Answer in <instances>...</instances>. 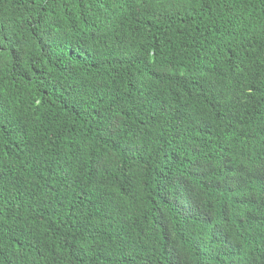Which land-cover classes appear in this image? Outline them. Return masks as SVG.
Wrapping results in <instances>:
<instances>
[{
    "label": "trees",
    "instance_id": "obj_1",
    "mask_svg": "<svg viewBox=\"0 0 264 264\" xmlns=\"http://www.w3.org/2000/svg\"><path fill=\"white\" fill-rule=\"evenodd\" d=\"M0 264H264V0H0Z\"/></svg>",
    "mask_w": 264,
    "mask_h": 264
}]
</instances>
